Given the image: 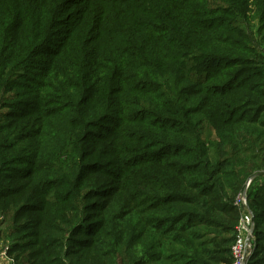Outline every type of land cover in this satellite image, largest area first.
Returning <instances> with one entry per match:
<instances>
[{
    "label": "trees",
    "instance_id": "1",
    "mask_svg": "<svg viewBox=\"0 0 264 264\" xmlns=\"http://www.w3.org/2000/svg\"><path fill=\"white\" fill-rule=\"evenodd\" d=\"M86 1L0 0V105L15 90L32 96L0 113V169L17 155L34 156L36 166L43 161L35 143L41 140L43 147L51 138L35 127L50 116L32 109L33 99L48 108H57L58 100L69 104L50 147L53 160L61 162L73 163L78 152L86 161L68 129L71 116L94 130L115 115L113 138L121 142L110 146L120 162L125 160L123 144L132 138L122 127L125 122L149 148L175 150L142 163L149 171L139 188L145 207L137 221L110 233L117 264H183L180 256L191 264H231L234 240L225 243L220 253L225 257L219 259L202 228L233 235L240 218L236 195L249 177L253 182L264 177V24L242 28L248 0H217L236 20L229 31L236 38L231 39L223 37L226 28L212 24L208 0H107L93 18L90 6L71 9ZM252 2L264 8V0ZM61 25L71 26L72 36L59 39L62 45L52 50L49 37ZM84 28H93L94 35L82 38ZM257 45L254 52L263 69L230 73L234 67L227 64L241 60L235 52ZM93 132L85 131L81 140L96 149L108 138ZM124 179L121 174L118 185L125 186ZM40 226L37 222L35 230ZM258 229L256 220L259 243ZM33 242L9 249L7 257L33 252ZM71 250L67 247V257L78 254ZM52 256L48 262L58 255Z\"/></svg>",
    "mask_w": 264,
    "mask_h": 264
},
{
    "label": "rangeland",
    "instance_id": "2",
    "mask_svg": "<svg viewBox=\"0 0 264 264\" xmlns=\"http://www.w3.org/2000/svg\"><path fill=\"white\" fill-rule=\"evenodd\" d=\"M105 1L107 0H88L84 5L72 6L71 9L73 11L87 10L90 6L89 16L93 18L100 12L98 8L102 7ZM208 1L214 13L210 16L212 24L226 28L223 32V37L226 39L236 38L229 32L234 29L232 23L236 21L231 14V9L217 0ZM247 3V9L244 12L247 20L246 22L241 20V23L245 30L246 24H249L252 30L253 25L258 27L264 24V8H256L252 0H248ZM84 30L82 38L90 37L95 33L93 28H84ZM72 31L69 25H61L55 29L49 37L51 49H58L63 43L59 39L72 36ZM253 37L256 38V36ZM242 48L244 49L241 52H235L241 60L233 66L227 64L228 67H234L229 72L240 71L249 75L253 71L263 69L254 52L259 51L258 45L253 51L251 48ZM221 65L224 66L225 63L221 62ZM31 97L27 90H15L11 94H5L0 105V113L8 112L9 107H16ZM31 101L34 103L32 109L46 112L47 116H50L42 124H38L35 130L44 135L47 132L51 139L43 147L40 145L41 140L35 143L43 158L41 165L36 166L34 156L23 154L17 155L0 169V198L15 194L6 200H0V250L8 249L9 251L25 241H34L32 251L34 253L36 251L38 256L33 257V252L20 255L19 251H16L10 259H15L16 255H20L15 264H42V257L45 259L43 264H61L59 261L64 259L68 261L66 264H105L107 259H112V264H117L119 260L115 259L114 252L111 250L113 244L110 233L121 224L129 225L137 221L140 217L139 211H143L145 207L146 201L142 200L139 195H141V188H144L143 175L149 171L142 168V163H146L150 158H153L152 160L157 157V159H163L162 157L175 150L173 148H149L145 141H137L132 123L125 122L122 127L129 128L127 133L132 138L131 142L123 144L125 160L120 162V156H116L113 146H110L121 142L120 139L113 138L117 128V116L111 115L99 122L97 128H91L94 130H87L89 124L80 125L79 118L73 115L68 120V129L72 130L74 137L77 138L76 149H83L86 161L80 158V152L75 154L76 158L73 163L53 160L51 153L53 154L54 151L50 147L55 144L53 139L60 128V117L69 108V104L58 100L57 108H48L40 106L36 99ZM136 117L141 119L142 116ZM0 123L2 124V121ZM85 131H94L96 136L102 133L99 138L104 139L106 136L108 140L94 149L95 144L92 142L87 141L86 144L82 142ZM133 139H135L134 142ZM121 174L125 176L124 180L127 182L125 186L118 185ZM78 175L82 177L78 178ZM40 178L41 181L38 183L37 179ZM252 178L249 177L247 181ZM247 181L239 193L250 194L248 204L257 218L259 227V243L257 244L259 248L254 251L249 264H264V177L255 179L248 191H246ZM239 193L235 197L234 205ZM252 194L257 197L253 199V202L251 201ZM37 222L42 226L35 230ZM78 226L79 230L75 232ZM203 230L207 231L203 236L204 240L212 242L209 248L218 252V255L213 254L214 257L219 259L225 257L220 253L223 247H226L225 243L234 240L236 233L231 235L211 227H204ZM79 234L81 236L77 237ZM107 242L109 248L105 245ZM67 247L68 250L72 249V253L78 254L67 257ZM93 247L102 252L93 250ZM55 253L58 255L57 258L48 262L54 258L52 255ZM178 259L180 263L191 264L183 256Z\"/></svg>",
    "mask_w": 264,
    "mask_h": 264
},
{
    "label": "built area",
    "instance_id": "3",
    "mask_svg": "<svg viewBox=\"0 0 264 264\" xmlns=\"http://www.w3.org/2000/svg\"><path fill=\"white\" fill-rule=\"evenodd\" d=\"M253 178L247 181L246 191L251 187ZM235 206L240 218L236 226V236L231 246V264H249L257 249L256 220L248 204L247 192L239 193ZM8 249L0 250V258L7 257Z\"/></svg>",
    "mask_w": 264,
    "mask_h": 264
},
{
    "label": "crops",
    "instance_id": "4",
    "mask_svg": "<svg viewBox=\"0 0 264 264\" xmlns=\"http://www.w3.org/2000/svg\"><path fill=\"white\" fill-rule=\"evenodd\" d=\"M0 264H14V262L9 257H2L0 258Z\"/></svg>",
    "mask_w": 264,
    "mask_h": 264
}]
</instances>
